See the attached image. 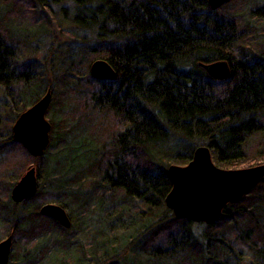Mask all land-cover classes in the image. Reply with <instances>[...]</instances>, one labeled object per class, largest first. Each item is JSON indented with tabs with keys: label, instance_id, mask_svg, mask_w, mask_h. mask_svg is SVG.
Returning a JSON list of instances; mask_svg holds the SVG:
<instances>
[{
	"label": "trees",
	"instance_id": "trees-1",
	"mask_svg": "<svg viewBox=\"0 0 264 264\" xmlns=\"http://www.w3.org/2000/svg\"><path fill=\"white\" fill-rule=\"evenodd\" d=\"M64 1L73 10L60 7L61 23H72L77 44L53 42L48 70L22 60L29 42L0 17V149L12 137L11 115L14 123L52 90L44 155L13 139V156L0 157L11 264H264V179L207 224L167 208L163 168L186 165L199 146L223 165L264 158V42L250 24L257 19L264 34V0H244L233 18L206 0H55ZM97 59L114 79L92 76ZM217 61L230 67L224 81L202 65ZM27 159L38 163V193L15 203ZM45 202L64 207L72 226L42 215Z\"/></svg>",
	"mask_w": 264,
	"mask_h": 264
},
{
	"label": "water",
	"instance_id": "water-1",
	"mask_svg": "<svg viewBox=\"0 0 264 264\" xmlns=\"http://www.w3.org/2000/svg\"><path fill=\"white\" fill-rule=\"evenodd\" d=\"M230 0H207L212 10H217ZM215 79H227L230 68L226 61L202 64ZM94 78L112 80L116 77L113 66L103 59L90 66ZM52 100L49 89L34 105L24 111L13 126V137L34 157L44 155L51 141V122L47 119ZM167 175L172 189L165 204L177 218L192 222L215 223L229 204L240 202L264 179V164L243 169H222L215 165L211 149L199 146L186 165L171 164ZM37 168L32 166L13 186L11 200L22 203L38 193ZM40 213L54 219L61 226L70 228L72 219L68 211L59 204H45ZM14 236L0 241V264H10Z\"/></svg>",
	"mask_w": 264,
	"mask_h": 264
},
{
	"label": "rangeland",
	"instance_id": "rangeland-1",
	"mask_svg": "<svg viewBox=\"0 0 264 264\" xmlns=\"http://www.w3.org/2000/svg\"><path fill=\"white\" fill-rule=\"evenodd\" d=\"M257 1L260 2L263 0H257ZM244 2H245L244 0H230L227 4L222 6V15L228 14L230 17L233 18L234 14H236L239 11L242 12L243 6H241V4H243ZM254 4H256V2ZM62 6L63 7L67 6L73 10V6L70 1H64L62 3H57L55 2V0H11V1H4L0 3V17L3 16L4 20L10 21V23L13 26V32L18 33V36L21 40H26L29 42V44H25V46L23 47L24 54H23L22 60L34 61V62L38 61L40 64H43L44 66H46L48 70L50 66L48 50L52 46L51 44H54L53 42L57 43L55 47L58 50H60L61 46L65 44L67 45L77 44V41L73 39L72 37H69L67 34L68 30L71 31L72 29L75 28L72 25V23L70 22H68V24L61 23V16L63 15L60 14V7ZM247 7H248V4L244 8H247ZM70 14L72 15L73 13L70 12ZM258 22L259 21L257 19L250 20V24L253 25L256 31H258L256 40L255 38H253L254 36H246L245 40L247 41L250 40L252 42L253 40H255L256 42H258L257 44L259 45L260 43L264 42L263 41L264 34L259 33V30H261L260 29L261 26L257 24ZM39 26H42L43 28L45 26V28L49 29V31L46 30L44 32L42 28H38ZM243 35H247V34H243ZM55 37H56V40H54ZM217 80L224 81V79H217ZM39 90H36V91H39ZM3 96H4L3 86H0V100L4 99ZM47 119L51 122V116L49 113L47 114ZM3 132L5 133L4 130ZM3 137L7 139L5 136ZM5 139H3V141ZM174 143L178 144V142H174ZM3 146H5V148L0 149L1 151L0 157H4V154L7 156L8 152L13 156L14 145L7 146V144H5ZM252 155L253 153L249 152L247 154V157L250 158ZM25 162L27 165L23 171V174L20 176V178L32 166L38 168V163L32 161V159L31 160L27 159ZM213 162L215 163V165H217L218 167L222 169H243V168H249V167L264 164V158H261L260 160H254L252 162L251 161L249 162L241 161L238 163H234L232 165L220 164L215 158H213ZM170 165L171 164H167L163 168L167 169ZM10 167L11 169H8V171L14 170L13 161ZM20 178L15 180V184L20 180ZM86 188H88V185H86ZM10 196H11V193H10ZM49 203H53V202L42 203V206L45 204H49ZM53 204H57V203H53ZM8 235L9 234L3 232V229L1 228L0 241L5 239ZM14 250H15V245H13V252ZM12 262L13 260L10 259V264Z\"/></svg>",
	"mask_w": 264,
	"mask_h": 264
},
{
	"label": "flooded vegetation",
	"instance_id": "flooded-vegetation-1",
	"mask_svg": "<svg viewBox=\"0 0 264 264\" xmlns=\"http://www.w3.org/2000/svg\"><path fill=\"white\" fill-rule=\"evenodd\" d=\"M49 89H50V88H48V89L46 90V92H47ZM11 90H12V89H11ZM12 91H13V90H12ZM46 92H45V93H46ZM43 95H44V94H43ZM43 95H42V96H43ZM42 96H41V97H42ZM12 101H13V94H12ZM35 103H36V102H35ZM35 103H34V104H35ZM34 104H33V105H34ZM31 106H32V105H31ZM31 106H29V108H30ZM27 109H28V108H27ZM27 109H26V110H27ZM26 110H25V111H26ZM21 114H22V113H21ZM21 114H20V115H21ZM20 115H19V116H20ZM11 117H12V123H11V136H12V137H11V140L9 141V145L12 146V145H13V139H14V137H13V126H14L15 122L17 121L18 117L15 119L14 123H13V114L11 115ZM0 135H1V133H0ZM14 141H15V139H14ZM8 234H9V235H8L6 238H8L10 235L13 236V230H11ZM6 238H5V239H6ZM3 240H4V239H3ZM12 252H13V246H12ZM11 254H12V253H11Z\"/></svg>",
	"mask_w": 264,
	"mask_h": 264
},
{
	"label": "bare ground",
	"instance_id": "bare-ground-1",
	"mask_svg": "<svg viewBox=\"0 0 264 264\" xmlns=\"http://www.w3.org/2000/svg\"><path fill=\"white\" fill-rule=\"evenodd\" d=\"M207 1V0H206ZM209 64H211V63H209ZM230 68V67H229Z\"/></svg>",
	"mask_w": 264,
	"mask_h": 264
}]
</instances>
